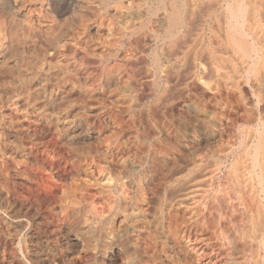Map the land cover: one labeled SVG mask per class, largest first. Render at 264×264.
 I'll return each instance as SVG.
<instances>
[{
    "label": "bare ground",
    "instance_id": "obj_1",
    "mask_svg": "<svg viewBox=\"0 0 264 264\" xmlns=\"http://www.w3.org/2000/svg\"><path fill=\"white\" fill-rule=\"evenodd\" d=\"M189 1L190 6L196 5L199 9L198 17L194 16L196 22L192 29H189L190 31L187 27L193 12L190 11V6L188 7L185 0H0V72L8 78L6 80L2 78L0 81V100L8 99V102L12 101L24 109L34 108L37 114L40 112L55 116L58 142L65 146L75 147L90 120L97 115L99 109L101 110L96 102L97 86L93 88L92 84L91 86L88 84L87 87L89 89L92 87L95 91L92 89L93 92L87 93L85 90L88 88L81 90L82 85L79 88L80 84H77L79 80L71 83L68 78H64L72 70L71 67L68 68L69 71L67 69L71 61L65 62L64 49L68 45L76 46V50L83 49L84 46L82 47L80 43L84 38H88L91 43V52L88 53L89 49L88 52L86 51L88 55L103 62L105 66L103 75L99 72L102 75L100 84L111 90V93L107 92L110 93L106 98L109 102L121 100L128 106H134L138 101L140 102V99H143L142 102L146 99L149 101L148 97L160 88L159 78L168 69L176 70L180 65L182 68L181 63L185 58L201 60L202 55L208 59L205 64L208 63L209 67L206 68L210 69V75L217 85L227 87L230 92L233 91L234 94L242 97H239L242 99L241 103L244 102L245 109L241 104L244 109V112H241L244 115L240 119L239 117L236 119L235 116L236 122H233V118L232 122L235 124L231 127L218 128L219 126L216 127L217 123L212 119L214 114L211 116L212 113L201 110L205 106L200 108L199 105V109L187 94L181 107L180 105L177 107L186 115V119L181 123L183 128H180L188 129V126L192 125L195 130L197 129L196 132H199L196 138H199L200 134V138L208 137V140L210 138L216 140L209 146V143L203 142L207 146L201 152L180 149L171 155V152H167L166 149L163 151L160 146H156L159 145L157 142L162 140L167 128L164 127L165 125L153 127L156 122L151 123L155 118L152 119L153 115L151 120L147 116L145 120H142L145 117L139 120L138 127L132 126L133 122L132 128L137 127V129L133 128L134 131L131 127L123 129L122 126L118 138L113 134L115 135L113 137L117 138V149L113 150L116 151V170L112 168L114 165L110 167L106 162L108 159L103 158L104 156L102 158L107 159L106 161L90 154L91 150H87L85 155L83 152L84 162L82 170L79 166V171L84 174L83 180L88 179L87 184L92 182L95 188L98 186L100 195H97L101 196L102 204L100 203L98 208L89 204L85 210L84 203L87 200L84 203L80 200L83 205L77 203L76 206L73 205L74 207H68L70 208L69 225L74 223L76 228L72 227L74 231L71 233L69 232L71 229L68 230L66 226L70 233L66 235L70 247H73L74 243L79 244L76 247L83 255L82 264H116V259H119L117 264H264V0ZM126 13H130L131 16L128 18L132 20V24L124 27L120 22ZM181 39H184L183 46L180 43L181 47L177 45L178 48L175 50V42ZM119 48H125L124 57L128 61L135 62L136 58L138 59L139 75L141 74L143 80L141 81L139 75L138 78L142 83L136 81L137 77L135 80L120 77L119 79H125L119 80L115 72H112L115 69L111 70L113 65L110 66L108 60ZM80 49L78 51H81ZM172 49L175 51L171 52ZM147 52L151 54V63L149 64L148 60V66L145 65ZM88 55L85 57H89ZM73 58L71 57L70 60ZM123 62L125 64L127 61L123 60ZM202 64V67L205 66ZM74 69L76 72L77 68ZM98 69L101 71L102 66ZM192 74L190 77H193ZM68 75L70 77V74ZM168 79H171L170 76ZM209 80L211 82V79ZM164 86L163 89L160 88L163 91L166 89ZM168 88L165 91L168 92ZM98 91L101 92V89L99 88ZM156 96L160 95L156 94ZM154 104L155 102L152 104L151 101L152 107L155 106ZM199 104L203 105L202 102ZM24 109L22 112L26 110ZM144 113L143 115H146ZM164 117L167 119V116ZM167 123L169 124V121ZM9 129L11 127L7 128ZM102 129L104 127L101 126L100 131ZM111 129L110 131L113 132L114 129ZM25 135L27 140L29 138L30 142L36 144L34 135L32 137L27 132ZM102 136H105L103 132ZM106 136L109 137L110 134L106 133ZM116 138L113 139L114 142ZM126 138L137 142L145 140L144 143L150 138L153 142L126 145L124 144ZM173 139L177 140L174 137ZM208 140L206 139L207 142ZM179 144H176V147ZM35 146L33 145V148ZM4 148L7 152H15L13 146L7 145ZM110 156L114 157V155ZM112 160L110 162L113 164ZM149 179H156L154 180L156 182L151 180L154 184L152 183L150 191L146 193L145 183L147 184ZM168 215H173L172 225L165 220ZM115 223L119 226L116 227ZM141 229H145L146 236L153 242L157 252L152 253L149 249L150 254L145 255L138 251L137 241L140 240L137 237H140L138 233L142 232ZM66 231L64 233H67ZM50 255L52 254L48 248H41L36 258L47 263L50 261Z\"/></svg>",
    "mask_w": 264,
    "mask_h": 264
},
{
    "label": "rangeland",
    "instance_id": "obj_2",
    "mask_svg": "<svg viewBox=\"0 0 264 264\" xmlns=\"http://www.w3.org/2000/svg\"><path fill=\"white\" fill-rule=\"evenodd\" d=\"M185 2L188 4V7L191 5L189 0L188 1L185 0ZM195 7H196V5L189 7V9H191L190 11L193 12V14H192L193 16L191 15L190 21H188L189 22V25L187 27L188 31H190L192 29L191 27L194 26V24L196 22L195 19L198 17L199 9H198V7H196L198 9V10H196ZM195 11H197V12H195ZM127 14H128V16H127ZM123 16H125V17H123V19H121L122 22H120L121 23L120 25H122L124 27L131 25L132 20L129 19L130 18L129 16H131L130 13H126ZM194 16H196V18ZM126 18H128V19H126ZM191 19L192 20L194 19L195 21L193 20L194 21L193 22V21H191ZM135 22H137V21H135ZM84 41H86V42L88 41V42L86 43ZM183 41H184V39H181V40H178L177 42H175V44H174V47L176 45L175 50L178 47H181L180 43H182V46H183ZM83 44H85L86 46ZM80 45L82 47L84 46L83 49L79 48L81 51H78L79 49L76 50V46H74V45H71L75 49L73 51H72L73 47L71 48L70 45H68V47H70L69 49H68V47H65V49H67L66 50L67 52L64 49L65 54L68 56L67 57L65 55V58H64L65 62L71 61V62H69L70 64L68 63L69 67L67 65V69L70 67H71L70 70L72 69L71 71H69V69H68L69 72L65 75L67 77H64V78H66V79L68 78L67 80L70 81L71 83L75 82L76 80H79L78 82L77 81L76 82H77V84H80L79 88L82 85V87L80 88L81 90H84L85 87L87 89L88 84H90V86L92 84L93 88H95V86H97L95 88V90L97 89L96 91L98 92V97L96 99V102L98 103V106H99V108H101V110L99 109V111L97 112V115H99V116L97 117V115H95V117L90 120L91 123L89 122L87 129H84L82 137L77 142L79 144V146L76 143V145L78 147L76 145H75L76 148L70 147L67 145L65 146V144H62L60 141L58 142L59 138L57 135V130H55L56 129V124H55L56 117L55 116H53V115L49 116V114H46V113L43 114L40 112H38V114H37V111H35V109L31 108V107H25V109H26L25 110L24 107L17 106V104H15L12 101L8 102V99L5 101H4V99L0 100L1 101L0 107L2 108V109L0 108V112H1L0 113V115H1L0 116V127H1L0 128V133H1L0 143L4 142L3 143L4 145L0 144V151L2 149V151L0 152V264H51V263H53V264H70V263L71 264H82V263H84V259H82L83 255L78 250V247H76L79 244L76 245L77 243H74V246L70 247V243H69L67 235L70 234L69 232L72 233L74 231V228H76L75 227L76 225H74V223L72 224V222H71L72 225H69L70 222L68 221V219H69L68 218V211L70 208H68V207H70V206L74 207L77 205V203L83 205L84 201H86V200H87V202L84 203L85 210H87L86 208H87V206L89 207V204H91L90 206H94L97 208L99 207V205L102 204L101 203L102 201H100L101 196H98V195H100V194H98L99 193L98 186H96V188H95L94 187L95 185L91 181H88L91 183L87 184L88 179L85 180L86 178H84V180H85L84 181L82 178L83 177L82 175H84L83 173H81L83 162H84L83 156L85 154H87V150L88 151L91 150V151H89L90 154L95 155L99 159H101L102 156H104L103 158H107L108 160L103 159V158L101 160H104V161L107 160L106 162L110 165V167L112 165H114V166H112V168L114 167L113 169L116 170L117 169L116 161H115L116 160L115 159L116 158L115 157L116 151H113V150L117 149V146H116L117 145V138H118L117 136L120 134V133L118 134V132H120V129L122 128V126H123V129L128 128V127H131V129H133V128L137 129V127H138L137 124L139 123V120H141L145 116H147V118H150L149 120H151V117L153 115L152 119L154 117L155 118L152 120V122L150 121L152 124L156 121L155 122L156 125L153 124V127L155 126V128H158L160 125H162V126L165 125L164 127H166L167 130L170 128L168 131L166 130L167 135L165 133L162 136V140L159 141V142H161V144L159 142H157L159 145H156V146H160V148L163 149V151H165V149H166L167 152H169V153L171 152V155H172V153L174 154L180 149H186V150H189L191 152L192 151L193 152H201V151H203V149L206 148L208 143H209L208 144V146H209L210 144H214L216 142V140H214L212 138H210L209 140H208V137H206L205 139L200 138V134H199V138H196L198 136L199 132H196L197 129L195 130V127L194 126L192 127V125H191V127H192L191 130H189V128H191L190 126H188L189 127L188 129H181V128H183L181 123H183L182 121H184L186 119V115L183 112H180L181 109L177 108V107L179 105L181 107L182 101L185 97H187V94L189 95L188 98H190L192 101H194V103L196 104V106L198 108H199V105H201L200 108L201 107L203 108L205 106V108L201 109V110H205L209 114L212 113L211 116L214 114L212 116V119L215 121V123H217L216 127L219 126L218 128H223V127L225 128V126L231 127L232 125L235 124V123L233 124V122H236L235 120L238 119V117L240 119L244 115V113L242 114V112H241V111L244 112V109H245L244 102L242 101L243 103H241L240 101L242 99H239V97L240 98H242V97L238 96V94H236V93H235L236 94L235 95L233 93V91L230 92L231 90L225 86H223L224 87L223 88V87H221L222 86L221 85L220 86L221 88H220L219 85H217L215 80H213L212 75H210L211 72L209 71L210 69L208 68L209 64L208 63L205 64L206 61L208 62V59H206L205 55H202L203 58H201V60L199 59L201 56H199V58H197L199 60H192L189 57L185 58L184 61L187 63H185L184 61L181 63L182 68H181V65L179 66V68H181V69L185 68L183 70L180 69L181 71L179 70L178 67H177L178 69L176 68V70L174 68H172V69H174V70L171 69L172 71H169L170 69H168L166 71L167 73L165 72L162 75V77L163 76H165V77L159 78V81L161 82V83L159 82L160 88L163 89V86L165 84L164 89L166 88L165 90H167L168 85H170L168 88V92L165 90L163 91L160 88H157L156 92H153L151 94L153 97L152 96L148 97L149 101L146 99L147 97L145 98L146 100L144 99L145 100L144 102H147V103L142 102L143 99H140V102L138 101L137 104L134 105L137 107L140 106L139 108L134 107V106H128V104H126L125 102H122L121 100L117 101V102H109L106 98L111 93V90L110 91H109V89L107 90V88L102 87L100 84L101 77H102L104 70H105V66L103 65V62L99 61L98 59L95 60L94 58H91L88 55V53L91 52V50H90L91 49V43H90V40L88 38L82 39ZM177 45H178V47H177ZM174 47H173V49H174ZM88 49H89V52L87 51ZM173 49L171 52L175 51ZM124 50H125V48H123V49L119 48L117 50V52L115 53L116 57H115V55H113L112 57H114V58L111 57L112 59L110 58L108 60V62L110 61L109 65L114 66V67L111 66L112 68L111 67L110 68H111V70L115 69L112 72L113 73L115 72L114 74H116L118 76V79L120 77H125V78H133L135 80L138 78V75H139V70H138L139 61L137 58H136L137 62L136 61L135 62L134 61H128L127 59H125L124 56L126 55V53ZM68 51H69V54H68ZM70 51H72V52H70ZM151 51H152V49L150 50V52ZM80 52H81V55H80ZM134 52H135V50H134ZM150 52L149 53L147 52V54H146L147 60H146L145 65L147 64V66H148V62H147L148 60H149V64L151 63L150 62L151 61ZM120 53L122 54V57H121ZM84 54H87L89 57H85L87 55L84 56ZM70 55L72 58L74 57L72 60H70V58H71V57H69ZM204 57H205V59H204ZM87 58H89V59H87ZM186 59H188V60H186ZM92 60L94 61V63ZM118 60H119V62H116ZM123 60H125V62L126 61L127 62L124 64ZM86 61H87V63H86ZM112 61H114V62L112 63ZM193 61H194V63H193ZM128 63L130 66L127 65ZM134 63H135V65H134ZM195 63L196 64L198 63V64L196 65ZM202 63H204V64H202ZM114 64L117 66H115ZM184 64L187 66H185ZM188 64H190V65H188ZM201 64L205 65V66H203L205 68H203L201 66ZM72 65H74V66H72ZM99 66H100V68L102 66L103 71L102 70L100 71V69H98ZM108 66H107V68H108ZM128 66L130 69L128 68ZM183 66H185V67H183ZM206 66H208V67L206 68ZM75 67L77 68L76 72L74 69ZM131 67H134V68L136 67L135 69L137 70V72L134 68H131ZM199 67L201 69H199ZM188 68L191 70H189ZM192 69H194V70L192 71ZM204 69H205V71H204ZM130 70H131V72H130ZM117 71H119V72H117ZM128 71L130 73H128ZM189 71L192 72L193 74L190 73ZM194 71L196 73H194ZM70 72H72V73H70ZM99 72H101L102 75ZM120 72H121V74H120ZM123 72H124V74H123ZM175 72L176 73L179 72V74L178 73L176 74ZM0 73L2 74V76H0V81H2L1 80L2 78H3V80L8 79L7 75L3 74V72H0ZM68 74H70V77ZM71 74L73 76H71ZM173 74H175V75H173ZM186 74H188V75H186ZM191 74L195 78L190 77ZM3 75H5V76H3ZM176 75H177V77H176ZM76 76H77V78H76ZM169 76L171 79H168ZM73 77H75V78H73ZM97 77L100 79L98 80ZM135 77H137V78H135ZM187 77H189L188 80H187ZM94 78H96V79H94ZM125 78H121V79L123 80ZM139 78H142L141 74L139 75ZM139 78L136 81L139 83H142L141 81L143 80V78L141 79V81L139 80ZM190 78L192 80H190ZM73 79H75V80L73 81ZM121 79H119V80H121ZM162 79H164V80L162 81ZM209 79H211V82H209L210 81ZM81 80L82 81L85 80L86 82H84V81L82 82ZM184 80H186V81H184ZM198 80H199V82H198ZM96 82H98V83H96ZM162 82H164V83L162 84ZM193 82H195V83H193ZM81 83H83V84H81ZM188 83H190V84H188ZM215 84L217 87L215 86ZM92 87H90V89L88 88L85 91L87 93L93 92L94 89ZM99 88L101 89V92L103 94L100 91H98ZM216 89H218V90H216ZM185 90L189 91V92L186 93ZM107 92H110V93L107 94ZM161 92L163 94H161ZM182 92H184L185 94ZM200 93H201V95H200ZM156 94H159L160 96H156ZM180 94H181V96H180ZM102 95L105 96L104 99H103ZM162 95H164V96H162ZM199 96H201V97H199ZM98 98H99V100H98ZM100 98L102 100H100ZM218 98H220V99H218ZM152 99L155 101H153ZM160 99L162 101H160ZM228 99H229V101H227ZM151 101H152V104H153V102H155L154 105L156 107L155 106L152 107ZM157 101L160 104H158ZM165 101L166 102L168 101L169 105H167L168 103L166 104ZM7 102H8V104H7ZM99 102H100V104H99ZM201 102L203 103V105L199 104ZM208 102H210V104ZM10 103H11V105H10ZM102 103H104V104H102ZM140 103H142L141 104V105H143L142 107H141ZM12 104L15 105L16 107L14 108V106ZM241 104L243 105L244 109L242 108ZM109 105H111V106H109ZM126 106L129 108H127ZM163 106H165L167 109ZM147 107H150L151 109L150 108L147 109ZM171 107H173L174 109ZM208 107H210L209 110H208ZM27 108L29 109V111ZM156 108H158V110ZM162 108L164 109V111H162ZM212 108H213V110H212ZM214 108L216 109V111ZM23 109L26 112L25 111L22 112ZM127 109H129V110H127ZM145 109L148 111H146ZM138 110H139V112H138ZM142 110H144V112L145 111L146 112L144 113ZM101 111H102V113H101ZM132 111H133V113H132ZM141 111L146 115H143V113ZM169 111H170V113H169ZM155 112H156V114H155ZM178 112H180V113H178ZM219 112L221 113V115ZM134 113H136V114L132 115ZM138 113H140L141 115ZM147 113L149 115L150 114L151 115L149 116ZM180 114H182V115H180ZM215 114H217L221 117H219ZM52 116L54 118H52ZM129 116L130 117L132 116V117L129 118ZM163 116H167L168 120L166 119V117L163 118ZM214 116H216V117H214ZM235 116H237L236 119H235ZM136 118L138 121L134 120ZM219 118H220V121H219ZM233 118H234V120H233ZM97 119H99V120H97ZM145 119H146V117L142 120H145ZM169 119H171L172 122ZM176 119L179 122H177ZM217 119H218V121H216ZM95 120H97V121H95ZM132 120H134V121H132ZM161 120H162V122H161ZM173 120L174 121L176 120V122H174ZM232 120H233V122H232ZM167 121H169L170 125L167 123ZM133 122H134V125H132ZM231 122H232V124H231ZM14 123H16V124H14ZM157 123H159V124L157 125ZM116 124H118V125H116ZM127 124H129V125L127 126ZM125 125H126V127H125ZM131 125L137 126V127L132 128ZM166 125H168V126H166ZM172 125H174V126H172ZM101 126H102V128L104 127V129L106 131L104 129H102V131H100ZM177 126H179V127H177ZM10 127H11V129L7 130V128H10ZM16 127H17V129H16ZM22 128H24V129H22ZM111 128H113L115 131ZM173 128L175 130H173ZM110 129L113 130V132L110 131ZM134 129H133V131H134ZM2 130H3V132H2ZM91 130L94 133H92ZM96 130L98 132L100 131L101 135H99L100 133H98ZM177 130H180L181 133ZM19 131L21 134L19 133ZM25 131L28 134L30 133V135H32V137L34 135V138L37 140V141L35 140L37 145L30 142L29 138H28L29 141L26 139L27 136L25 135L26 134ZM116 131H117V134H116ZM121 131H122V129H121ZM5 132H7L8 134ZM32 132L33 133L35 132L36 135L33 134ZM85 132H87V133L89 132V133L87 134ZM102 132H103V134H105V136H106V133H107V135L110 134V136L109 137L106 136L107 137L106 138L105 136H102ZM104 132H106V133H104ZM175 132H177L179 135H177V133H175ZM195 133H197V134H195ZM113 134H115L117 138L113 137V136H115ZM25 136H26V138H25ZM104 137L107 140H105ZM173 137L176 139L179 137L178 138L179 141H177L178 139L174 140ZM115 138H116V141L114 142L113 139H115ZM83 139H84V141H82ZM126 139H124V144H126V145H128V144L129 145H132V144L137 145L139 142L140 143L138 145L146 144V143L149 144V142H153V139H150V138L146 139V143H144L145 140L142 141L143 142L142 143L141 141L137 142L135 140L132 141L129 138H126ZM206 139L208 140V142L206 141ZM80 141H81V143H80ZM104 141H107V142H104ZM134 141H135V144H134ZM147 141H149V142H147ZM174 141H177V143H175ZM38 142H39L40 146H39ZM130 142H132V143H130ZM136 142H137V144H136ZM164 142L165 143H167V142L171 143V145L168 143L165 144ZM203 142H205L207 144L205 145V143H203ZM14 143H15V145L17 144V146H15ZM30 143H31V145H30ZM201 143H203V146ZM176 144H179V145H177V147H176ZM7 145L13 146L15 152H9L8 151L9 152L8 153L7 150L4 148ZM33 145L34 146L36 145V146L33 148ZM113 146H116V147L113 148ZM15 147H16V149H15ZM80 147H82V148L80 149ZM175 147H176V149H175ZM67 148H70V149H67ZM71 148H72V150H71ZM73 149H74V151H73ZM78 149L80 152L79 151L77 152ZM174 149H175V152H174ZM197 149H199L200 151H198ZM71 151H73V152H71ZM83 152H85L84 155H82ZM6 153H8L9 155ZM80 154H81V156H80ZM110 155H112V156L114 155V157L111 158ZM109 157L111 160L113 159L112 160V161H114L113 164H112V162H110L111 160L109 159ZM79 166L81 168L80 171H79V169H80ZM151 180H153V179H151ZM151 180L147 181V184L145 183V186L147 185L146 186L147 188L144 186V188H146L145 189L146 193L150 191L151 186L154 184V182H156V181H154L156 179L153 180L154 182H151ZM149 182H151V183H149ZM148 183L151 185L149 186ZM148 188H149V190H147ZM94 194H96V196ZM94 196H95V198H94ZM97 196H98V198H97ZM76 199L78 200V202ZM68 204H69V206H67ZM97 204H98V206H95ZM65 207H67V208H65ZM64 209H65V211H64ZM172 218H173V215L172 216L168 215L165 218V220L168 221V223H171V225H172V220H171ZM66 226L68 227V230L71 229L69 232L66 229L67 228ZM115 226H116V223H115ZM117 226H119V224H117ZM69 227H71V228H69ZM72 227H74V228H72ZM141 230H142V232L139 231V233H138V235H140V237H137V239L139 238L138 240H140V242L137 241L138 251H141L142 254H145V255H147V253L150 254L149 249L151 250L152 253L155 252L156 250L154 248L153 242L150 240V238L148 236H146L147 232L145 231V229H141ZM65 231L67 233H64ZM145 232H146V234H145ZM65 236H67V238ZM46 245H47V247H46ZM145 245H146V247H144ZM50 246L52 249L54 248L53 249L54 255L52 253L53 250H50L51 249ZM142 246H143V248H142ZM41 248H48L50 251V254L53 255V256L50 255V258H49L50 261H48L47 263H46V261L42 262L38 258H36L38 253L40 252ZM38 249H40V250H38ZM152 250H154V251H152ZM34 251H35V253H34ZM52 257L54 258V260ZM78 258L82 261H80ZM33 259H34V261H33ZM35 259H37L36 260L37 263H35L36 262ZM52 260H53V262H51ZM115 261L117 263H119V259H116ZM54 262H56V263H54Z\"/></svg>",
    "mask_w": 264,
    "mask_h": 264
}]
</instances>
